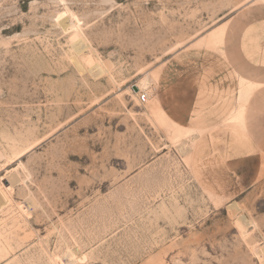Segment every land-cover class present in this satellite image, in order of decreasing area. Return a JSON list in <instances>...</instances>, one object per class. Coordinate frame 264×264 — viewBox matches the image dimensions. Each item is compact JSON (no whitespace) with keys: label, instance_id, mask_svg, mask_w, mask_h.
Listing matches in <instances>:
<instances>
[{"label":"rangeland","instance_id":"rangeland-1","mask_svg":"<svg viewBox=\"0 0 264 264\" xmlns=\"http://www.w3.org/2000/svg\"><path fill=\"white\" fill-rule=\"evenodd\" d=\"M0 155V264H264V0H0Z\"/></svg>","mask_w":264,"mask_h":264},{"label":"bare ground","instance_id":"bare-ground-1","mask_svg":"<svg viewBox=\"0 0 264 264\" xmlns=\"http://www.w3.org/2000/svg\"><path fill=\"white\" fill-rule=\"evenodd\" d=\"M137 85V88L142 92V91H148L149 94H151V90H150V85H151V78H150V74L145 75L141 81H139ZM140 92V93H141ZM16 150V157H18L17 159H22L27 153H28V148L27 146H23V148H14ZM8 157V156H7ZM3 158L2 155H0V159ZM0 172H2V169H0ZM6 176L0 178V184L2 185L4 182L9 181L11 183L10 187H6L7 191H12L13 187L19 183H21V179L17 176V174L15 173V171H12L10 173L5 174ZM7 186V185H6Z\"/></svg>","mask_w":264,"mask_h":264},{"label":"built area","instance_id":"built-area-1","mask_svg":"<svg viewBox=\"0 0 264 264\" xmlns=\"http://www.w3.org/2000/svg\"><path fill=\"white\" fill-rule=\"evenodd\" d=\"M148 100H149L148 94L145 93L140 94L139 101L141 102V104H146Z\"/></svg>","mask_w":264,"mask_h":264},{"label":"crops","instance_id":"crops-1","mask_svg":"<svg viewBox=\"0 0 264 264\" xmlns=\"http://www.w3.org/2000/svg\"><path fill=\"white\" fill-rule=\"evenodd\" d=\"M206 145H207V144H204V145H202V146L199 145L198 150L201 151L203 148H205ZM213 182H217V180H215V181H213ZM209 183H212V182L210 181Z\"/></svg>","mask_w":264,"mask_h":264},{"label":"water","instance_id":"water-1","mask_svg":"<svg viewBox=\"0 0 264 264\" xmlns=\"http://www.w3.org/2000/svg\"><path fill=\"white\" fill-rule=\"evenodd\" d=\"M135 91H136V92L138 91V88H137V87H135Z\"/></svg>","mask_w":264,"mask_h":264}]
</instances>
